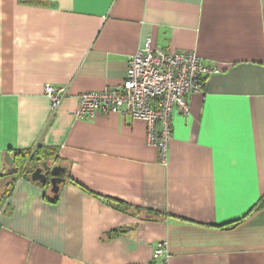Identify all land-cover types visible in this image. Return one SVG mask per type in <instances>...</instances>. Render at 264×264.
<instances>
[{
  "label": "crops",
  "instance_id": "crops-1",
  "mask_svg": "<svg viewBox=\"0 0 264 264\" xmlns=\"http://www.w3.org/2000/svg\"><path fill=\"white\" fill-rule=\"evenodd\" d=\"M148 38L220 70L171 114L165 165L145 122L74 116ZM37 147L65 181L14 182L0 264H147L162 240L166 264H264V0H0V174Z\"/></svg>",
  "mask_w": 264,
  "mask_h": 264
},
{
  "label": "built area",
  "instance_id": "built-area-1",
  "mask_svg": "<svg viewBox=\"0 0 264 264\" xmlns=\"http://www.w3.org/2000/svg\"><path fill=\"white\" fill-rule=\"evenodd\" d=\"M216 65L205 64L189 51H169L150 38L128 59L126 77L114 87L78 96L76 119L94 118L97 113H115L146 123L147 143L158 152L159 163L167 162L171 140V114H189L188 97L204 92L206 78L218 73ZM51 111L60 106L66 88L43 86ZM167 242L156 243L147 264H166Z\"/></svg>",
  "mask_w": 264,
  "mask_h": 264
},
{
  "label": "trees",
  "instance_id": "trees-1",
  "mask_svg": "<svg viewBox=\"0 0 264 264\" xmlns=\"http://www.w3.org/2000/svg\"><path fill=\"white\" fill-rule=\"evenodd\" d=\"M52 153H47L44 149L37 147L35 151H18L13 155V168L15 172L12 174H0V179L4 178L8 183L0 189V212L3 207L7 206L6 198L10 193V190L14 182L20 178L31 179L32 172L45 162L48 163V159L52 158ZM46 182L45 186L49 185L48 179L50 177L49 171H45ZM56 198V197H55ZM264 204V196L259 200L258 207ZM125 205L121 206L124 207Z\"/></svg>",
  "mask_w": 264,
  "mask_h": 264
},
{
  "label": "water",
  "instance_id": "water-1",
  "mask_svg": "<svg viewBox=\"0 0 264 264\" xmlns=\"http://www.w3.org/2000/svg\"><path fill=\"white\" fill-rule=\"evenodd\" d=\"M4 162L7 166L5 174H12L15 172L13 168V158L9 152L4 153ZM45 171H49L48 182L50 184V190L52 193L57 194L59 190V185L65 181V175L67 174V169L63 166H54L51 169L43 162L40 167H37L31 174V180L42 185L46 182Z\"/></svg>",
  "mask_w": 264,
  "mask_h": 264
}]
</instances>
